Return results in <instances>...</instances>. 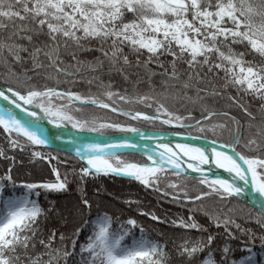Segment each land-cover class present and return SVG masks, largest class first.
Returning a JSON list of instances; mask_svg holds the SVG:
<instances>
[{"label": "snow or ice", "instance_id": "snow-or-ice-1", "mask_svg": "<svg viewBox=\"0 0 264 264\" xmlns=\"http://www.w3.org/2000/svg\"><path fill=\"white\" fill-rule=\"evenodd\" d=\"M0 81V159L10 162L0 176V264H264V234L237 223L243 208L232 204L255 212L264 230V0H0ZM87 108L114 118H87ZM45 121L131 133L155 147L127 138L78 145L77 136L49 133ZM131 122L177 136L192 129L186 138L206 143L173 147L167 135ZM57 142L75 149L79 170L51 166L47 179L17 183L13 169L25 155L33 166L58 161L46 151ZM101 176L135 181L181 210L161 217L124 201L168 225L163 242L148 238L137 218L102 210L99 192L94 200L84 188ZM73 183L75 203L48 199ZM52 219L73 230L49 228ZM237 233L246 239L233 246Z\"/></svg>", "mask_w": 264, "mask_h": 264}, {"label": "trees", "instance_id": "trees-1", "mask_svg": "<svg viewBox=\"0 0 264 264\" xmlns=\"http://www.w3.org/2000/svg\"><path fill=\"white\" fill-rule=\"evenodd\" d=\"M237 51H243V46H236ZM251 58V57H249ZM105 82L107 83V79H105ZM113 83L117 87H121L119 85L118 80L113 81ZM0 86H3V81H0ZM79 91L82 92H88L89 91V85L82 84L79 89ZM92 92H97L98 89L95 85L91 86L90 89ZM247 102V101H246ZM258 107L257 104H253V108L255 109ZM93 115L96 116H103L106 119L114 118L111 113L106 112L105 110H97L94 108H87L85 109V116L87 118H91ZM197 118H199V113L195 114ZM132 126L138 127L140 130H150V131H177L174 129H170L168 127H161L159 124H157L155 127L152 125L145 123V122H131ZM191 133L192 135H196L197 133L195 130L189 129L187 131H181V133ZM120 132L108 129L104 130V135H116ZM101 134V133H99ZM228 136L225 135L223 137V140H227ZM0 146L7 147L6 141L4 140L3 136L0 135ZM46 151L51 152L52 155H55L58 157L57 160H53L51 162V165H48V162L45 161L41 164H37L36 166H33L28 162L27 155H25L24 163L23 165L17 164V166L13 169V177L17 181V183L25 182V181H35L39 180L41 177L47 179L48 178V172L50 171L51 166H58L60 168V171L63 173L64 171L71 172L72 168L75 167L77 171L80 167V162L75 159L74 156L60 152L55 151L52 149H46ZM11 154V153H10ZM122 158L130 159V160H142L143 157L141 156H132L128 155ZM10 162H6L2 159H0V176L4 175L7 171V168L9 166ZM71 179V177H70ZM190 185L192 183H195L194 181L189 182ZM164 185L161 184V187ZM85 191L87 194L92 197L94 200L97 199L96 193L99 192L100 197L103 199L98 201L102 203L103 211H107L109 215L113 216L114 220L115 217H119L120 220H125L129 216H133L138 219L140 224L145 228V235L152 239V240H159L163 242V239L161 237V233L168 229V225H159L156 224V222L151 221L146 216H139L138 211L144 210V211H150L154 212L157 215H160L161 217L168 215L169 218L172 216L181 214V210L178 209L174 204L167 203L159 198V195L156 193H151L148 190H145L141 185L136 183L135 181H130L127 179H122L119 177H97L95 180H92L89 178L88 182L84 185ZM19 195V193H17ZM80 196V193L77 191V186L75 183H73L70 187L69 192L65 194H54L50 196L49 200H55L58 207H62L69 203H75L76 200H78ZM127 199H133L138 200L140 202L139 210L133 206L132 209H129L128 206L124 203ZM41 204L46 206L47 201L41 197ZM208 204H212L213 201H208ZM232 204L234 206L242 207L243 211L238 213L237 223H240L242 227H247L253 230V232L259 236L261 234H264V230H262L258 224L255 223L254 219L252 217H255V212L251 213V217L249 215V210L246 207H243V205H236V202L233 201ZM95 215V206H94V212L93 216ZM77 222L78 219H77ZM53 226L59 227L61 231H64L66 233H70L73 229L71 226H68L65 228L62 222L52 219L48 222V227L51 228ZM118 223L113 224V230L118 228ZM233 231H235L233 229ZM168 236H173V233L171 231H168ZM140 233L139 230H136V236L139 237ZM238 236H240L239 233H237ZM245 237L240 236V238L236 241H231V244L233 246H240L244 241ZM80 242H86V236L80 237ZM126 243H131V237L126 238ZM259 240L255 241V248L259 252ZM171 246V245H169ZM264 255V254H261ZM237 256H239V253H237ZM260 257L258 256V259Z\"/></svg>", "mask_w": 264, "mask_h": 264}, {"label": "water", "instance_id": "water-1", "mask_svg": "<svg viewBox=\"0 0 264 264\" xmlns=\"http://www.w3.org/2000/svg\"><path fill=\"white\" fill-rule=\"evenodd\" d=\"M5 102L4 101H0V105H3ZM22 116V114H20ZM49 133H55V134H61L64 138H68L69 136H77L78 139L76 141V143L79 144H83V143H89V142H95V143H108V144H116V143H121L125 138L133 140L135 142L140 143L142 146L143 145H147L150 148H154L155 147V142L152 140H146V141H141L139 139L138 136H135L131 133H120V134H116V135H104V134H99V133H88V132H75L74 130H72L71 128L68 129H56L54 128L52 125H47V126H43ZM142 132L145 133H163L165 135L168 136V138L171 141H175V140H180V141H184L185 143H191L195 146H204L206 141L201 139V140H188L186 137L188 136V134L185 133H181V135L177 136L174 135L172 130L170 131H150V130H141ZM209 147H212L211 145H209ZM215 147L218 150H225L227 151V149H220L219 147V143L217 145H215ZM52 150L55 151H60V152H64L67 154H70L72 156H74L75 153V149L69 145V144H65V143H60L57 142L56 145L54 146V148H50ZM218 175L221 176H227L226 173L224 172H217ZM120 178V177H119Z\"/></svg>", "mask_w": 264, "mask_h": 264}, {"label": "bare ground", "instance_id": "bare-ground-1", "mask_svg": "<svg viewBox=\"0 0 264 264\" xmlns=\"http://www.w3.org/2000/svg\"><path fill=\"white\" fill-rule=\"evenodd\" d=\"M15 111H19V110H15ZM23 115V114H22ZM48 124H47V122L45 121L44 122V125L43 126H47ZM55 134V133H54ZM65 140H67L66 138H65ZM176 143H185L184 141H180V140H175V141H172V146L174 147V145L176 144ZM210 148V147H209ZM218 150V149H217ZM213 167H215L214 165H213ZM217 172H223V170L222 169H220V170H217Z\"/></svg>", "mask_w": 264, "mask_h": 264}, {"label": "rangeland", "instance_id": "rangeland-1", "mask_svg": "<svg viewBox=\"0 0 264 264\" xmlns=\"http://www.w3.org/2000/svg\"><path fill=\"white\" fill-rule=\"evenodd\" d=\"M69 128H71V127L69 126Z\"/></svg>", "mask_w": 264, "mask_h": 264}]
</instances>
